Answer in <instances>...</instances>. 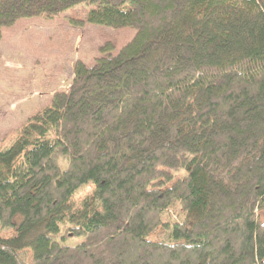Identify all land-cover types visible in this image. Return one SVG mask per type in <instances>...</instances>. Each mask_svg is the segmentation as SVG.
<instances>
[{
	"label": "trees",
	"instance_id": "obj_1",
	"mask_svg": "<svg viewBox=\"0 0 264 264\" xmlns=\"http://www.w3.org/2000/svg\"><path fill=\"white\" fill-rule=\"evenodd\" d=\"M82 3L137 31L0 149V264H264V0H0V38Z\"/></svg>",
	"mask_w": 264,
	"mask_h": 264
},
{
	"label": "rangeland",
	"instance_id": "obj_2",
	"mask_svg": "<svg viewBox=\"0 0 264 264\" xmlns=\"http://www.w3.org/2000/svg\"><path fill=\"white\" fill-rule=\"evenodd\" d=\"M90 8L77 4L55 19L24 17L1 29L0 149L13 142L16 132L31 115L50 104L55 92L70 90L78 61L92 66L103 55L106 44L116 54L134 37V27L88 22ZM59 163L62 168L67 165L65 160ZM90 191V186L85 187L79 198ZM260 219L264 222V211ZM79 241L81 238L71 239L66 245Z\"/></svg>",
	"mask_w": 264,
	"mask_h": 264
}]
</instances>
